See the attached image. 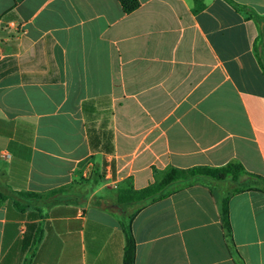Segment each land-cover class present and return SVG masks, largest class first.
<instances>
[{"label":"crops","instance_id":"crops-1","mask_svg":"<svg viewBox=\"0 0 264 264\" xmlns=\"http://www.w3.org/2000/svg\"><path fill=\"white\" fill-rule=\"evenodd\" d=\"M233 1L257 18L224 0H0V264H122L101 190L231 161L264 177V0ZM229 218L241 264H264V193L231 196ZM131 230L135 264H235L201 183Z\"/></svg>","mask_w":264,"mask_h":264},{"label":"trees","instance_id":"trees-1","mask_svg":"<svg viewBox=\"0 0 264 264\" xmlns=\"http://www.w3.org/2000/svg\"><path fill=\"white\" fill-rule=\"evenodd\" d=\"M125 14H131L139 7L138 0H117ZM235 10L244 13L248 18H257L251 14L247 8L233 0H224ZM195 10H202L204 5L201 0H194ZM94 180V179H93ZM98 180H94L93 185H97ZM201 183L206 186L211 195L215 198L219 212V219L223 231V237L227 249L235 264H241V259L235 250L233 232L229 218V199L231 196L245 192L264 193V177L251 174L245 171L243 166L236 161H231L218 168L193 167L188 169L168 168L153 184L135 190L131 187L118 188L115 191V199L108 205L105 211L113 215L123 232L124 247L122 264H135V240L131 230V223L135 216L145 207L160 202L175 194L182 188ZM229 185L228 194L218 196L216 188L219 185ZM52 194V193H49ZM14 205L18 209L25 206L19 200H26L38 195L31 193H15ZM9 197L0 191V205L7 201ZM119 208V210L117 209ZM39 243V236L33 243V247Z\"/></svg>","mask_w":264,"mask_h":264},{"label":"rangeland","instance_id":"rangeland-1","mask_svg":"<svg viewBox=\"0 0 264 264\" xmlns=\"http://www.w3.org/2000/svg\"><path fill=\"white\" fill-rule=\"evenodd\" d=\"M114 193L115 191L101 190L98 192L97 197L102 198V199H105V198L110 199L114 196Z\"/></svg>","mask_w":264,"mask_h":264},{"label":"water","instance_id":"water-1","mask_svg":"<svg viewBox=\"0 0 264 264\" xmlns=\"http://www.w3.org/2000/svg\"><path fill=\"white\" fill-rule=\"evenodd\" d=\"M100 208L105 209L107 208V205H105L103 202L100 203ZM119 210V208H117Z\"/></svg>","mask_w":264,"mask_h":264}]
</instances>
